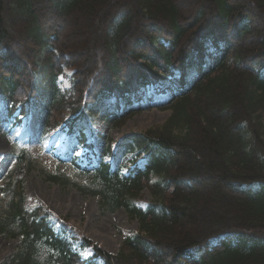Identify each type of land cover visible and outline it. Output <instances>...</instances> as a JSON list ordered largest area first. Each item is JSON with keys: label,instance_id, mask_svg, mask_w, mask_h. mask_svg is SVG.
Segmentation results:
<instances>
[{"label": "trees", "instance_id": "16d2710c", "mask_svg": "<svg viewBox=\"0 0 264 264\" xmlns=\"http://www.w3.org/2000/svg\"><path fill=\"white\" fill-rule=\"evenodd\" d=\"M0 103L10 127L34 115L32 139L69 137L49 149L71 176L44 179L138 222L111 254L28 207L15 139L0 174L7 263L264 264V0H0ZM152 107L170 113L115 145L93 128Z\"/></svg>", "mask_w": 264, "mask_h": 264}, {"label": "rangeland", "instance_id": "374dc122", "mask_svg": "<svg viewBox=\"0 0 264 264\" xmlns=\"http://www.w3.org/2000/svg\"><path fill=\"white\" fill-rule=\"evenodd\" d=\"M16 44L18 43L16 42ZM77 50L79 49L77 48ZM67 85V81L62 79L61 86L65 88ZM164 97L161 94L156 95V100ZM2 104L0 103V174L15 168L11 149L13 141L20 140L30 153L32 165L31 169H26L23 174L26 205L28 207L36 205L44 207L51 213L52 220H55L54 217L57 216L60 220L66 219L70 229L79 230L107 252L116 253L120 249L124 236L137 231V220L130 217L122 208L103 213L99 210L97 196H86L70 185L61 186L44 179L40 173L41 168L45 170L64 169L71 176L70 169L66 168L62 162H58L49 149V145L53 142L62 153L64 146L69 143V137L65 134H58V130L54 129L50 136L43 141L32 139V134L37 130L33 114L25 116L20 125L10 127L9 122L3 119ZM169 113V109L152 107L134 114L118 127L110 126L102 121H95L93 128L107 134L115 145V142L131 131L145 130L160 125ZM12 150L15 151L14 148ZM81 152L82 150H79V153ZM132 156V153L120 156V163L126 164ZM150 198V194L144 189L141 195L136 198V202L143 206ZM16 242L17 238L0 236V264H9L7 263L8 258L12 254ZM81 253L83 256H89L90 248L82 249Z\"/></svg>", "mask_w": 264, "mask_h": 264}]
</instances>
